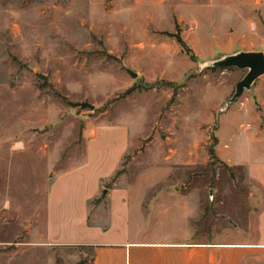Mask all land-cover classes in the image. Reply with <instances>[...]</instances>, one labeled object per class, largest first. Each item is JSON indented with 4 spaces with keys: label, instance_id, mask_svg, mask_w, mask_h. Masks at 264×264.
<instances>
[{
    "label": "rangeland",
    "instance_id": "1",
    "mask_svg": "<svg viewBox=\"0 0 264 264\" xmlns=\"http://www.w3.org/2000/svg\"><path fill=\"white\" fill-rule=\"evenodd\" d=\"M239 52L264 53V0H0V264H92L86 248L46 242L47 194L106 126L137 147L105 190L167 177L154 192L184 194L202 240L252 236L264 77L227 109L248 71L206 67ZM170 217L159 234L181 236Z\"/></svg>",
    "mask_w": 264,
    "mask_h": 264
},
{
    "label": "crops",
    "instance_id": "2",
    "mask_svg": "<svg viewBox=\"0 0 264 264\" xmlns=\"http://www.w3.org/2000/svg\"><path fill=\"white\" fill-rule=\"evenodd\" d=\"M130 136L131 129L123 126L102 128L89 138L92 142L85 160L51 181L45 221L50 246L86 248L92 252V264H264V204L250 229L252 236L218 241L210 236L202 240L198 222L194 223L190 214L193 207L184 194L154 192L167 177H141L132 186L120 178L101 202H96L105 193V185L113 181L123 158L137 147L132 146ZM249 172L264 203V162H252ZM136 209L142 213L141 219H136ZM170 215L181 223V236L159 234L162 230L158 228L163 229ZM147 220L154 230L134 229L142 221L147 225Z\"/></svg>",
    "mask_w": 264,
    "mask_h": 264
},
{
    "label": "water",
    "instance_id": "3",
    "mask_svg": "<svg viewBox=\"0 0 264 264\" xmlns=\"http://www.w3.org/2000/svg\"><path fill=\"white\" fill-rule=\"evenodd\" d=\"M207 68L229 70L238 69L241 71H248L246 77L237 85L235 94L232 99L227 103V109L231 105L235 104L241 99L244 94L251 92L255 84L264 77V53L263 52H239L234 55L225 56L217 61L206 65ZM127 73L132 76L133 79H138L139 75L132 70L126 69ZM83 110L90 109L95 110V107L85 103L79 105ZM108 194V190L104 195Z\"/></svg>",
    "mask_w": 264,
    "mask_h": 264
},
{
    "label": "trees",
    "instance_id": "4",
    "mask_svg": "<svg viewBox=\"0 0 264 264\" xmlns=\"http://www.w3.org/2000/svg\"><path fill=\"white\" fill-rule=\"evenodd\" d=\"M175 37H176L178 43H179V44L183 47V49L187 52V54H188L189 56H191V58H192L193 60H195V56H194L193 50L187 45V43L183 40V38L181 37V35L178 34V35L175 36ZM215 155H216L215 147H212V148L210 149V156H211V158H214Z\"/></svg>",
    "mask_w": 264,
    "mask_h": 264
}]
</instances>
